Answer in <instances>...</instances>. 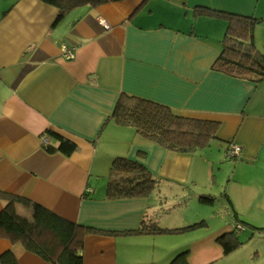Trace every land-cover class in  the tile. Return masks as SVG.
Listing matches in <instances>:
<instances>
[{
	"label": "crops",
	"instance_id": "0c3cea01",
	"mask_svg": "<svg viewBox=\"0 0 264 264\" xmlns=\"http://www.w3.org/2000/svg\"><path fill=\"white\" fill-rule=\"evenodd\" d=\"M199 8L264 18V0H122L83 4L56 22L59 10L38 0H0V193L89 230L84 264H169L182 252L189 264H264V253H233L240 245L224 255L216 241L264 236V81L213 68L227 21ZM121 94L216 123V138L192 155L144 141L109 119ZM48 131L76 152L46 153L57 146ZM231 145L240 153L230 159ZM119 157L158 180L149 196L105 198ZM206 212L221 221L199 222ZM142 222L184 230L135 234ZM7 251L18 264H50L0 238V256Z\"/></svg>",
	"mask_w": 264,
	"mask_h": 264
},
{
	"label": "trees",
	"instance_id": "16d2710c",
	"mask_svg": "<svg viewBox=\"0 0 264 264\" xmlns=\"http://www.w3.org/2000/svg\"><path fill=\"white\" fill-rule=\"evenodd\" d=\"M59 10L58 22L67 12L81 6L104 5L122 0H38ZM198 13L215 14L227 21L226 32L221 40L220 53L213 66L215 70L234 79L259 83L264 81V55L259 54L253 43V30L259 23L251 17L199 8ZM109 119L121 127H131L139 138L159 145L165 150L192 155L208 149L216 138L218 125L198 121L174 113L169 108L121 94ZM47 134L57 146L43 145L48 154L70 157L77 147L70 141L50 131ZM158 180L139 163L123 157L112 161L107 177L105 198L124 200L145 198L157 187ZM5 206L0 211V238L11 244H20L25 251L50 264H84L81 255L83 236L89 230L68 222L43 207L25 199L0 193ZM202 202L211 201L200 198ZM245 230L240 224L234 225ZM252 228V227H249ZM184 230V229H182ZM182 230H162L154 225L141 223L135 234H170ZM234 234V233H233ZM233 234H223L216 241L223 254L236 250L241 243ZM0 264H18L10 251L0 256ZM169 264H189V253L176 255Z\"/></svg>",
	"mask_w": 264,
	"mask_h": 264
},
{
	"label": "rangeland",
	"instance_id": "374dc122",
	"mask_svg": "<svg viewBox=\"0 0 264 264\" xmlns=\"http://www.w3.org/2000/svg\"><path fill=\"white\" fill-rule=\"evenodd\" d=\"M252 38H253L255 50L259 54L264 55V18H263V22H261L255 26V28L253 30V37ZM189 207H191V206H189ZM214 209L219 210V207L217 204L214 205ZM185 210H186V208L183 211H180L178 213H173V212H170V210H169V211H166V216H168L171 219L178 218V217L181 218L182 216L184 217V215H187V213L184 212ZM221 212L224 215L223 211H221ZM202 218H204V220L207 224L209 222L212 223L213 221H215V223H219L221 221V219L218 217L211 218L209 216L208 212H206V215L201 216V218L199 219V222L202 221ZM198 227L201 229L205 228V227H200V226H198ZM247 231H250L249 235L246 236L245 240H243V239L239 240V242L241 243V246L238 248V250L234 251L233 253H246L248 255H253L254 253H264V236H262L259 233H257L258 235H253V231H251V230H247ZM259 231H262V230H259ZM259 231H256V232H259ZM180 247H182V246H180Z\"/></svg>",
	"mask_w": 264,
	"mask_h": 264
},
{
	"label": "built area",
	"instance_id": "2783aa9c",
	"mask_svg": "<svg viewBox=\"0 0 264 264\" xmlns=\"http://www.w3.org/2000/svg\"><path fill=\"white\" fill-rule=\"evenodd\" d=\"M103 26L105 27L106 25H104V23H103ZM62 55H63V58L67 61L72 60L74 58L73 51L70 50L69 48H67L66 46L62 47ZM239 153H240V149L235 145H231L229 147L226 155H227V158L231 159V158L237 157L239 155ZM238 229L241 230L240 228H238Z\"/></svg>",
	"mask_w": 264,
	"mask_h": 264
}]
</instances>
